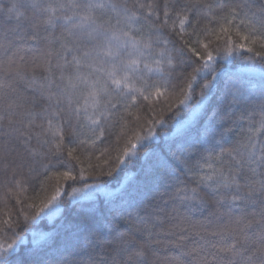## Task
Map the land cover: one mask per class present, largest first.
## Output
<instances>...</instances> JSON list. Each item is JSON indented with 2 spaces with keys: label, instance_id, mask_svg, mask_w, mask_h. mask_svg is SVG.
I'll use <instances>...</instances> for the list:
<instances>
[{
  "label": "snow or ice",
  "instance_id": "snow-or-ice-1",
  "mask_svg": "<svg viewBox=\"0 0 264 264\" xmlns=\"http://www.w3.org/2000/svg\"><path fill=\"white\" fill-rule=\"evenodd\" d=\"M170 2L172 7H169ZM256 2L257 0H243L241 7L229 6L226 0H219V7L228 9L224 18L229 24L239 15L237 8L240 7L245 17L240 20V24L248 29V35L243 39L251 38L253 43L259 40L260 46L264 47V0H259L260 7L253 10L251 5ZM26 6L32 9L31 18L13 2L7 9V23L10 27L5 28L0 24V53L11 51L6 59H0V74L14 77L13 80L5 81L0 76V174L12 179L19 178L15 185L19 188L25 182L24 178L31 177L37 169L39 174L47 175L51 169L69 167L70 170L58 172L57 177L65 181H77L78 176L73 174L70 163L63 159L65 125L71 128L67 133L68 143L75 142L81 117L93 130L99 129L95 140L101 139L104 136V130L100 127L102 121L110 119L118 111V106L122 105L127 112L138 98L144 101H148L150 97L159 98L163 91H167L169 81L173 78L172 73L178 67L190 65L192 57H195L197 66L184 77L186 87L180 89L183 99L178 103L184 105L192 99L194 84L201 74L205 75V82L200 86V96L205 99L215 98V103L209 99V106L204 107L193 126L182 133L178 132L171 139L165 134L162 144L157 141V148L145 152L147 180L165 188L183 184L181 173L190 168L194 150L214 139L217 130L228 120L236 123L247 119L248 128L244 138L230 148L221 147L216 155V159L221 161L225 156L231 158L227 171L223 167L216 168L211 163L200 165L209 169L207 174L198 178L195 187L177 188L169 196V200L174 203L179 201L181 206H186V210L197 206L211 207L201 193L200 189L203 187L213 197L217 213L225 205L230 206L229 210L239 209L241 205L253 209L259 206V211L254 210L241 216L232 224L209 229L203 223L193 224L181 216L177 207H172L166 215L154 200L147 206L153 209L152 213L146 217L137 213L135 217L138 224L144 225L143 228L136 229L137 232L146 233L142 243L133 245L127 233L113 230L109 232L107 248L101 249L102 255L98 254L101 258L89 255L87 260L75 254L53 258L47 252L32 249L21 254L16 249L15 242L6 246L0 244V264H149L148 249L153 243L151 237L154 229L167 231L171 235L179 233L178 239L172 241L177 247H183L193 233L200 237L204 243L188 253L195 264H264V138H260L264 132V86L260 89L258 104L250 103L252 97L249 90V95L243 98L250 103L251 110L245 108L237 116L234 109L239 107V101L235 96L228 100V96L233 95L231 90L221 92L217 97L213 81L206 79L207 75H211L213 80L216 78L214 52L217 56L222 53L224 57H230L237 49H244L247 45L241 43L237 47L229 45L224 49H210L208 43L196 40L195 43L201 49L198 50L188 44L184 40L185 29L191 23L192 8L197 7L192 5L190 8L189 0H164L162 11L148 4L146 14L143 12L146 7L144 4L137 2L129 6L128 0H67L66 3L58 4H54L52 0H26ZM67 11H71V15L64 14ZM145 15L147 18L154 17L160 23L148 24ZM172 17L179 20V31L177 32L175 23L168 31L182 47H176L175 41L164 35V27L168 26ZM142 20H145L144 24L141 23ZM58 23L63 25V31L59 35H53ZM41 28L52 31L41 37ZM196 28L193 25L192 35L196 34ZM221 30L227 32V29ZM207 32L208 29L205 28V34ZM41 39L47 42L48 47L37 48L39 55L32 57L31 67L25 71V57L22 53L29 42L38 45ZM55 43L59 44V49L54 52L51 45ZM247 50L251 52L252 48ZM256 56L261 57L264 63V53L257 52ZM141 72L155 75L159 79L150 83ZM136 81H140L139 87ZM14 84H23L24 92H31L32 95L21 94ZM5 89L9 91L5 92ZM152 89H155L154 93ZM81 90H84L83 102H80L78 96ZM113 93L118 96L116 102H113ZM102 97L108 99L102 102ZM201 103L202 100L197 101L198 106ZM172 107L170 105L168 111ZM256 112L259 113V120L254 123L253 116ZM38 118L41 123H37ZM147 123V133H134L136 143L129 140L123 148V154L116 156L115 168L107 173L101 171L100 176H112L127 157L137 154L138 145L143 146V141L157 137L155 126L163 127L166 120L161 114L160 119ZM231 131L224 129L220 133L221 139ZM95 140H81L80 145L94 144ZM219 143L216 141L217 145ZM74 151L75 148L68 151L67 156L71 158ZM201 159L205 157L201 156ZM104 163L108 165L109 161L105 160ZM82 175V172L79 173V176ZM98 186L84 185L85 188ZM79 191L80 189H72L73 194ZM225 191L231 193L230 198L224 195ZM61 192L62 189L57 187L56 194L39 206L35 214L29 216L24 213L23 222L36 220L45 210H48L49 215L58 213L60 209L57 201ZM128 194L127 188L122 190L119 198L121 204L124 202L123 197ZM103 203L109 205L107 214L103 213L98 204L82 208L77 213L79 219L75 230L78 235H94L93 228L101 225L102 221H107L109 214L123 211L114 206L113 201ZM113 219L128 223L120 215L113 216ZM166 219H174L176 222L164 229ZM225 235L231 237L230 243H210L205 239L206 236ZM205 245L212 251L201 255Z\"/></svg>",
  "mask_w": 264,
  "mask_h": 264
},
{
  "label": "trees",
  "instance_id": "trees-1",
  "mask_svg": "<svg viewBox=\"0 0 264 264\" xmlns=\"http://www.w3.org/2000/svg\"><path fill=\"white\" fill-rule=\"evenodd\" d=\"M13 2L17 3L19 10L23 11L28 18L33 15L32 9L26 6V0H0V13H4V15H0V24H3L5 28L10 27L7 23V9ZM52 2L54 4L66 3L67 0H52ZM137 2L146 6L143 10L145 14L147 13L148 4H152L154 8L161 11L164 5V0H128L129 6ZM226 3L229 6H243V0H226ZM192 5H197V7L192 8ZM169 7H172L171 2ZM189 7L192 8L190 13L191 23L186 26L184 40L192 47H197L198 50H201L195 43L196 40L208 43L210 49H224L229 45L237 47L241 43L247 45L244 49H237L230 57H224L222 53L217 56L214 52V56H216L214 64L217 69L216 78L213 80L211 75H207L206 79L213 81L217 97L221 92L231 90L233 95H229L228 100H232L235 96L239 101V107L234 109L237 116L245 108L251 110L250 103H259V92L261 87L264 86V63H262L261 57L256 56L257 52L264 53V47L260 46L259 40L253 43L251 38L248 40L243 39L244 36L248 35V29L240 24V20L245 19L244 13L238 7L239 15L229 24L227 19L224 18L228 9H221L219 0H189ZM251 7L253 10L259 8V0L252 4ZM64 14L71 15V11H67ZM145 19L148 24L160 23L154 17L147 18L145 15ZM12 20L14 25V16ZM141 23L144 24L145 20H142ZM173 23L177 26V32L179 31V20L172 17L169 19L168 26L164 27V35L175 41L176 47H182L183 45L176 41L175 36L168 31V28ZM193 25L197 26L195 35H192ZM205 28L208 29L207 34H205ZM222 28L227 29V32L222 31ZM49 31L52 30L48 29L45 31L44 28H41V37L46 36ZM62 31L63 25L58 23L53 35H59ZM29 46L31 50H29ZM46 47H48L47 42L43 39L39 41L38 45L29 42V45L26 46L25 51L22 53L25 57L23 62L25 71L31 67L32 57L39 55L37 48L45 49ZM51 47L55 52L59 49V44H52ZM171 47L172 45L170 44L169 48ZM248 48H252V51L249 52ZM8 55H11V51L0 53V59H6ZM250 57L252 59H249ZM53 62H55V58ZM148 62L151 63L150 60ZM196 66L195 57H192L190 65L178 67L172 73L173 78L169 81L167 91L162 89L163 95L159 98L150 97L148 101L138 98L136 104L128 108L127 112L124 111L122 105L118 106V111L110 119L102 121L100 127L104 130V136L99 140H95L96 136L99 135V129L93 130L81 117L79 125H77L75 142L68 143L67 133L71 128L65 125L66 139L63 159L66 163H70L73 174L78 176L77 181H65L63 178L57 177L56 174L58 172L70 170L69 167L51 169L47 175L39 174V169H37L36 172L31 174V177L26 176L24 178L25 182L21 183L19 188L15 186L16 179L19 178L12 179L0 174V244L6 246L15 242V247L21 254L27 249H32L33 251L47 252L48 256L53 258L75 254L84 260H87L89 255L100 259L102 255L101 249L108 246L110 231L117 230L127 233L131 237L133 245L144 241L146 233L136 231L137 228H143L144 225L138 224L135 217L137 213L145 217L152 213L153 209L147 206L154 200L160 208L164 209L166 215L172 207H177L181 216L186 217L193 224L199 225L203 223L209 229L232 224L241 216L252 213L254 210L259 211V206L253 209L252 207L241 205L239 209L231 208L229 210L230 206L225 205L217 213L213 197L209 196L203 187L200 189L201 193L208 200L211 207L201 208L197 206L186 210V206H181L179 201L174 203L169 200V196L177 188L184 186L195 187L198 178L207 174L209 169L200 165L211 163L214 167H223L227 171L231 158L225 156L221 161L216 159V155L221 147L230 148L244 138L248 128L247 119L236 123L228 120L223 124L222 128L217 130L214 139H210L201 148L194 150L190 168L183 170L181 173L183 184H175L165 188L149 183L147 180L146 169L148 165L144 163L145 152L157 148L159 146L157 141L162 144L165 134H167L168 139H171L178 132L182 133L193 126L196 119L203 112L204 107L209 106V99H212V102L215 103V98L205 99L200 96V86L205 82L204 74H201V77L194 84L192 99L188 100L184 105L178 103L180 99H183L180 89L186 87L184 77H187ZM141 68H143V65H141ZM141 75L149 80L150 83L159 79L157 76H150L145 72H141ZM0 76L5 81L14 79L11 75L0 74ZM136 84L139 87L140 81H136ZM13 86L17 87L18 91L23 95H32L31 92H24L23 84H14ZM249 90L252 97L250 103L243 98L249 95ZM8 91V89H5V92ZM83 91L81 90L78 93L80 102H83ZM152 91L154 93L155 89H152ZM113 97V102H116L118 96L113 93ZM107 99L108 97H102V102ZM128 99L130 100L131 97L129 96ZM198 100H202L199 106L197 105ZM170 105L173 107L171 111H168ZM161 114H163L166 124L163 127L160 125L155 126L154 130L157 133V137L143 141V146L138 145L137 154L127 157L125 163L121 164L120 168L116 169L112 176H100L99 173L101 171L107 173L112 168H115V158L118 154H123V148L127 146L129 140L132 143H136L133 138L134 133L146 134L148 130L147 122L153 119H160ZM258 120L259 113L256 112L253 116V122L255 123ZM37 123H41L39 118ZM224 129H231L232 131L227 133L222 140L220 133ZM260 138H264V132L261 133ZM81 140H95V143L80 145ZM216 141L220 142L219 145L216 144ZM33 144L35 145V140H33ZM74 148L76 151L69 158L67 153ZM201 156L205 157V159H201ZM208 157L211 158L208 159ZM105 160L109 161L108 165H105ZM81 172L83 175L79 176ZM85 184H100L105 189L89 197L72 199V189L81 188ZM57 187L62 189L57 201L60 211L52 218H49L47 210H45V212L37 216L36 220L24 223V213L29 216L35 214L39 206L56 194ZM125 188H127L129 194L123 197L124 202L121 204L119 198ZM224 195L230 198L231 193L225 191ZM104 201H113L114 206L122 208L123 211L109 214L107 221H102L101 225L93 228L94 235L88 237L78 235L75 230V224L79 219L77 213L82 208L98 204L103 213L107 214L109 205L104 204ZM29 205H32V207H29ZM98 215H101V213H98ZM115 215L122 216L123 220L128 223L117 222L113 219ZM175 222L176 220L174 219H166L163 224L164 229H167L170 224ZM252 231H255V229ZM179 235V233L171 235L167 231L154 229L151 237L153 243L148 249L149 264H195L193 257L188 253L192 248L204 242L193 233L185 241L183 247H177L172 241L178 239ZM205 239L209 240L210 243L226 244L231 242V237L228 235L223 237L206 236ZM156 241H159V243H155ZM211 251L212 249L205 245L201 255Z\"/></svg>",
  "mask_w": 264,
  "mask_h": 264
},
{
  "label": "rangeland",
  "instance_id": "rangeland-1",
  "mask_svg": "<svg viewBox=\"0 0 264 264\" xmlns=\"http://www.w3.org/2000/svg\"><path fill=\"white\" fill-rule=\"evenodd\" d=\"M93 185H99L98 187H92V188H85L84 186L81 188H76V189H80L79 192L77 193H72L71 198L72 199H77V198H83V197H89L92 196L94 194H96L97 192H101L103 191V189H105L102 185L100 184H93ZM48 213V210L46 211ZM54 215H49V218H52Z\"/></svg>",
  "mask_w": 264,
  "mask_h": 264
}]
</instances>
